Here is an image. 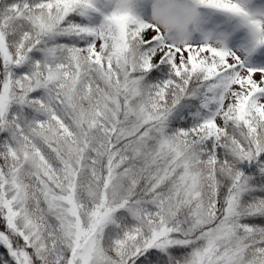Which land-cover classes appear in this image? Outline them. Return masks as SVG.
Segmentation results:
<instances>
[{
  "label": "snow or ice",
  "instance_id": "obj_1",
  "mask_svg": "<svg viewBox=\"0 0 264 264\" xmlns=\"http://www.w3.org/2000/svg\"><path fill=\"white\" fill-rule=\"evenodd\" d=\"M0 0V264H264V0Z\"/></svg>",
  "mask_w": 264,
  "mask_h": 264
},
{
  "label": "clouds",
  "instance_id": "obj_2",
  "mask_svg": "<svg viewBox=\"0 0 264 264\" xmlns=\"http://www.w3.org/2000/svg\"><path fill=\"white\" fill-rule=\"evenodd\" d=\"M201 10L195 0H151L149 20L177 43L191 39Z\"/></svg>",
  "mask_w": 264,
  "mask_h": 264
},
{
  "label": "rangeland",
  "instance_id": "obj_3",
  "mask_svg": "<svg viewBox=\"0 0 264 264\" xmlns=\"http://www.w3.org/2000/svg\"><path fill=\"white\" fill-rule=\"evenodd\" d=\"M151 0H140L139 11L144 15L146 19H149V8Z\"/></svg>",
  "mask_w": 264,
  "mask_h": 264
}]
</instances>
